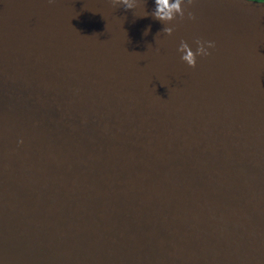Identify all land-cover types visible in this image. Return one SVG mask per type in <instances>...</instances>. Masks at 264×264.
<instances>
[{"label":"water","instance_id":"95a60500","mask_svg":"<svg viewBox=\"0 0 264 264\" xmlns=\"http://www.w3.org/2000/svg\"><path fill=\"white\" fill-rule=\"evenodd\" d=\"M154 7L0 0V264H264V4Z\"/></svg>","mask_w":264,"mask_h":264},{"label":"clouds","instance_id":"9594fccd","mask_svg":"<svg viewBox=\"0 0 264 264\" xmlns=\"http://www.w3.org/2000/svg\"><path fill=\"white\" fill-rule=\"evenodd\" d=\"M257 2L264 4V0H257ZM111 3L113 6L122 4L126 10H130L134 7V0H111ZM154 3L155 7L152 14L157 20L172 21L176 19L177 16H179L180 19H183L186 12L189 19H195L194 13L188 10L189 6L193 5L194 0H154ZM148 30H150V28L146 29L145 34H147ZM173 30V27H166L163 29L168 35H171ZM195 43L197 45L195 51H193L190 45L183 40L178 48V51L182 53L181 59L193 68L196 66L198 56H209L211 54L209 49L215 47V42L211 40L197 38Z\"/></svg>","mask_w":264,"mask_h":264},{"label":"flooded vegetation","instance_id":"af4514ba","mask_svg":"<svg viewBox=\"0 0 264 264\" xmlns=\"http://www.w3.org/2000/svg\"><path fill=\"white\" fill-rule=\"evenodd\" d=\"M254 1H257V0H254Z\"/></svg>","mask_w":264,"mask_h":264}]
</instances>
